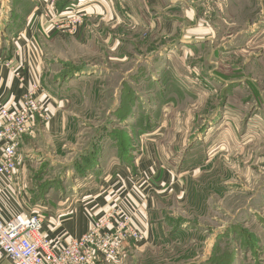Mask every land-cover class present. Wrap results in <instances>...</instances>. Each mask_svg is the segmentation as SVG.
<instances>
[{
	"label": "rangeland",
	"instance_id": "1",
	"mask_svg": "<svg viewBox=\"0 0 264 264\" xmlns=\"http://www.w3.org/2000/svg\"><path fill=\"white\" fill-rule=\"evenodd\" d=\"M1 1V13L11 4L34 2L33 25L72 38L55 48L69 62L57 59L53 69L58 77L82 78L74 83L81 94L68 102L60 138L35 137L22 145L36 133V119L20 140L14 176L21 165L29 171L20 180L27 205L20 213L42 205L57 209L74 197L75 185L89 180L88 159L94 166L95 158L112 155L140 176L145 148L153 152L154 147L156 165L167 166L169 183L179 182L181 193L161 199L158 216L166 238L157 261L264 264V36L245 37L248 41L236 47L219 46L218 37L185 44L189 37L207 38L206 32L165 35L126 24V30L115 28L116 47L110 51L102 41L87 40L84 47L74 42L83 23L96 22L90 8L100 0ZM216 1L205 2L201 20L216 16ZM147 9L151 17L159 16ZM94 94L99 102L92 103ZM46 117L39 121L45 124ZM53 148L81 153L71 160L47 155L41 161L42 151ZM53 162L56 167H50Z\"/></svg>",
	"mask_w": 264,
	"mask_h": 264
},
{
	"label": "crops",
	"instance_id": "2",
	"mask_svg": "<svg viewBox=\"0 0 264 264\" xmlns=\"http://www.w3.org/2000/svg\"><path fill=\"white\" fill-rule=\"evenodd\" d=\"M214 1L100 0L90 8L98 16L96 22L83 23L78 28L74 42L84 47L89 45L87 40H92L96 44L102 41L106 48L115 51V35L119 29L126 30V24L142 26L165 35L173 34L174 30L185 31L187 35L206 32L207 38L201 40L189 37L190 40H183L185 44H197L218 37L219 46L236 47L239 43L248 41L245 37L251 36L252 41L253 39L257 41L259 37L264 36V0H217L214 4L219 9L217 13V10L214 12L216 16L214 15L211 21L201 20L200 15L205 2L211 4ZM2 4L1 1V7ZM34 5L32 1L30 3L25 1L9 5L8 13L0 11V108L18 103L22 95L35 86L41 87L42 98L45 99L48 120L43 124L39 121L40 118H36V133L31 137H25L22 145L34 141L35 137H44L45 140V136L59 139L62 127L66 126L68 121L65 119V113L69 108L68 102L71 101L73 104V101H77L76 95L81 94L78 92L79 86L74 83L81 81L82 78L78 75L58 77V70L56 72L53 69L57 59L66 58L62 56L61 51L55 50L56 46L65 42L72 43V38L63 37L57 31L51 33L47 26L44 28L38 27L37 24L33 25L32 17L37 12ZM148 7H152L154 13L159 16L151 17ZM200 8L201 12L198 10ZM116 27L118 30L115 31ZM263 39L264 37L260 40ZM16 74H20L21 79ZM96 95H93L92 103L99 102ZM78 99L82 100V97ZM98 107L99 105L95 104L93 109L97 110ZM63 152L60 150L57 152L56 148H53V152L42 151L44 156L41 161L46 162L47 155L54 160L60 161L61 158L71 160L81 153L78 150ZM144 155L145 159L139 165L146 169L139 173L140 176H132L126 168L125 161L119 163L116 161L117 158L111 157L112 155L95 158L94 166L86 172L89 180L75 185L74 188L79 191L73 195L74 197L59 203L57 209L46 205L37 208L45 216L41 234L52 242L69 243L86 233L90 218L115 205L121 206L124 210H129L130 205L136 208L134 218L146 230L147 242L144 246L131 245L125 249L117 262L101 261L98 264H163L156 258V254L161 251L160 244L166 238L162 220L158 216L159 205L162 204L161 199L164 196L172 194L180 197L181 193L178 192L179 186L176 185L179 182L169 183L171 176H167L165 170L167 166L156 165L158 157L154 154V147L153 152L146 147ZM54 163L56 162L50 163V167H56ZM28 172L25 166L22 168L21 165L18 175L11 181L7 182L0 177L2 220H8L13 214L24 211L27 207L26 201L20 197V180L25 178ZM162 183L167 184L165 188ZM170 190L172 192L167 194ZM0 264L9 262L1 258Z\"/></svg>",
	"mask_w": 264,
	"mask_h": 264
},
{
	"label": "built area",
	"instance_id": "3",
	"mask_svg": "<svg viewBox=\"0 0 264 264\" xmlns=\"http://www.w3.org/2000/svg\"><path fill=\"white\" fill-rule=\"evenodd\" d=\"M42 96L39 87H33L18 103L0 108V177L7 182L16 171L20 140L32 132L36 118L46 116ZM129 207L115 205L90 218L86 233L69 243L52 242L41 234L45 216L39 210L15 213L5 221L0 218V259L9 264L116 262L125 249L146 241V230L134 218L136 208Z\"/></svg>",
	"mask_w": 264,
	"mask_h": 264
},
{
	"label": "trees",
	"instance_id": "4",
	"mask_svg": "<svg viewBox=\"0 0 264 264\" xmlns=\"http://www.w3.org/2000/svg\"><path fill=\"white\" fill-rule=\"evenodd\" d=\"M88 160H89L91 163H88V165L85 166V170H86V171H89L88 169L91 168V167L93 166V165H91V164H93L92 159H88ZM88 160L85 159L84 161H88ZM85 170H84V171H85ZM84 171H83V172H84ZM85 173H86V172H85Z\"/></svg>",
	"mask_w": 264,
	"mask_h": 264
}]
</instances>
